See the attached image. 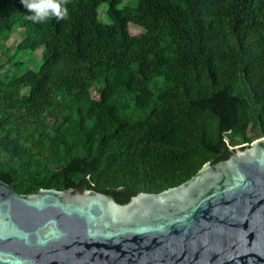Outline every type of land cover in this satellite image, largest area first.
Masks as SVG:
<instances>
[{
  "label": "trees",
  "instance_id": "1",
  "mask_svg": "<svg viewBox=\"0 0 264 264\" xmlns=\"http://www.w3.org/2000/svg\"><path fill=\"white\" fill-rule=\"evenodd\" d=\"M122 3L66 0L67 18L34 23L0 0V174L18 193L126 204L264 138V0Z\"/></svg>",
  "mask_w": 264,
  "mask_h": 264
},
{
  "label": "water",
  "instance_id": "2",
  "mask_svg": "<svg viewBox=\"0 0 264 264\" xmlns=\"http://www.w3.org/2000/svg\"><path fill=\"white\" fill-rule=\"evenodd\" d=\"M229 150L126 204L87 185L20 194L0 174V264H264V138Z\"/></svg>",
  "mask_w": 264,
  "mask_h": 264
},
{
  "label": "clouds",
  "instance_id": "3",
  "mask_svg": "<svg viewBox=\"0 0 264 264\" xmlns=\"http://www.w3.org/2000/svg\"><path fill=\"white\" fill-rule=\"evenodd\" d=\"M24 7L31 13L26 19L34 23H44L51 17L65 19L68 9L65 7L66 0H21Z\"/></svg>",
  "mask_w": 264,
  "mask_h": 264
},
{
  "label": "rangeland",
  "instance_id": "4",
  "mask_svg": "<svg viewBox=\"0 0 264 264\" xmlns=\"http://www.w3.org/2000/svg\"><path fill=\"white\" fill-rule=\"evenodd\" d=\"M130 4L131 7H135L137 6V0H123V3L121 5V8H124L126 5ZM107 10H108V6L107 5H102L99 9V12H98V15H99V18H100V21L102 23H107L109 24L110 23V20L107 16ZM130 32L131 34H143L144 33V28L143 27H140V26H137L135 24H131L130 25ZM23 39V36L21 34V30H17L13 33V36H12V39L8 42V45L11 47V48H14L21 40ZM1 55V53H0ZM36 55L38 57H41L42 55V51H38L36 53ZM5 69H2V71H4ZM93 97L98 99L99 98V94L97 92H93Z\"/></svg>",
  "mask_w": 264,
  "mask_h": 264
}]
</instances>
